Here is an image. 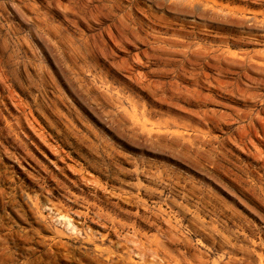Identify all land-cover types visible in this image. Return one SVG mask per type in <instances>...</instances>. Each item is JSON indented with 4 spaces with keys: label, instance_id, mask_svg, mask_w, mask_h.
Wrapping results in <instances>:
<instances>
[{
    "label": "rangeland",
    "instance_id": "obj_1",
    "mask_svg": "<svg viewBox=\"0 0 264 264\" xmlns=\"http://www.w3.org/2000/svg\"><path fill=\"white\" fill-rule=\"evenodd\" d=\"M0 264H264V0H0Z\"/></svg>",
    "mask_w": 264,
    "mask_h": 264
}]
</instances>
